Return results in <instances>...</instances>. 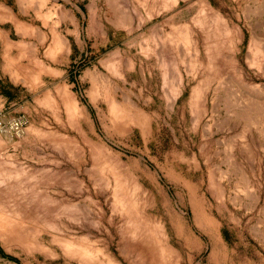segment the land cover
<instances>
[{"label": "rangeland", "instance_id": "rangeland-1", "mask_svg": "<svg viewBox=\"0 0 264 264\" xmlns=\"http://www.w3.org/2000/svg\"><path fill=\"white\" fill-rule=\"evenodd\" d=\"M26 3L0 0L17 95L0 108V264H264V0ZM217 23L229 37L207 53Z\"/></svg>", "mask_w": 264, "mask_h": 264}, {"label": "bare ground", "instance_id": "bare-ground-1", "mask_svg": "<svg viewBox=\"0 0 264 264\" xmlns=\"http://www.w3.org/2000/svg\"><path fill=\"white\" fill-rule=\"evenodd\" d=\"M23 1H26V0H21V2H23ZM38 1V3H39V5H40V3H42V0H37ZM2 3V2H1ZM28 3H30L31 4V0H27V3L26 4H28ZM200 4H201V7L202 8H206V9H208V7H207V4H205V2H200ZM63 15H65V13H62ZM7 19H13L12 18V12H11V10L8 8V7H6L5 5H3V4H0V21H5V20H7ZM17 27L19 28V26L17 25ZM22 30H23V28H22ZM24 31V30H23ZM26 33H27V31H26ZM184 34H185V32H183ZM187 33H188V31H187ZM214 36H212V38L211 37H206V41H205V43L203 44V47H204V49L206 50V52L207 53H210V51H212V50H210L211 49V47H215L216 46V42H217V39H218V35L217 34H219L220 33V35H221V37H222V39L223 38H225L226 40H228V34H229V30H228V28H226L225 26H222V25H220L219 26V24L217 23L216 25H215V30H214ZM178 35V34H177ZM186 35V34H185ZM188 35V34H187ZM185 39V38H184ZM187 39L188 40H190V41H192L191 39H189V37H187ZM193 43V42H192ZM197 46H196V45ZM195 44H194V47H193V49L196 51V55L194 54V60H196L197 59V56H198V52H199V47H198V41H196L195 42ZM60 46H62V43L61 42H59V41H56V43H55V45H54V50H58V49H60L61 47ZM180 47V46H179ZM209 61V60H208ZM211 61V60H210ZM210 66V65H209ZM249 85H251V84H249ZM251 87H252V85H251ZM253 87H256V86H254V84H253ZM259 90V89H258ZM198 90L195 88V89H193V94H192V100H193V103L194 102H196L197 100H198ZM197 104V103H196ZM109 107H110V109L113 111V112H119V113H128L129 112V108L128 107H130L131 108V104H130V101H129V99L128 98H124L123 99V102H121V103H118L114 98H112L111 99V101L109 102ZM131 111V110H130ZM79 112V111H78ZM141 117V116H140ZM140 117H135V121L136 122H140L141 121V118ZM79 120V119H78ZM20 122V121H19ZM144 123V122H143ZM20 124V123H19ZM17 127V126H16ZM20 128V127H19ZM193 213H194V218H195V222L197 223V224H199L200 226H202V228H204V230L206 231V233H208L210 236H212L211 237V256H213L214 255V253L216 252V250H217V248H219V242H218V240H217V238H216V235H215V230H216V226H215V224H214V222L210 219V218H208L207 216H206V214L200 209V208H195V207H193ZM19 221V220H18ZM7 221H6V217L0 212V227L1 228H4L6 225H7V223H6ZM135 224V223H134ZM151 225V224H150ZM154 227V226H153ZM8 227H6V229H7ZM156 229H157V227H156ZM11 233V232H10ZM4 234V233H3ZM159 244L160 245H162L161 244V241H162V239H161V234L159 233ZM150 236V235H149ZM164 236V235H163ZM145 238V237H144ZM157 238V237H156ZM142 241H144V240H142ZM150 242V241H149ZM155 243V242H154ZM146 244H148V243H146ZM151 245V244H150ZM149 246V245H148ZM157 248V247H156ZM155 249V248H154ZM170 249V248H169ZM168 253V252H167ZM163 254V253H162ZM169 254V253H168ZM79 255L81 256V257H83L84 259H86V260H90L91 259V256H90V254H88L87 252H85V251H82L81 253H79ZM170 255H172L173 256V254H170ZM159 256V255H158ZM166 256V255H165ZM162 257V256H161ZM171 257V256H170ZM177 258V257H176ZM164 259V258H163ZM166 259V258H165ZM169 260V259H168ZM167 260V261H168ZM109 262H111V260L109 261ZM97 263V262H96ZM162 264H163V262H162Z\"/></svg>", "mask_w": 264, "mask_h": 264}, {"label": "crops", "instance_id": "crops-1", "mask_svg": "<svg viewBox=\"0 0 264 264\" xmlns=\"http://www.w3.org/2000/svg\"><path fill=\"white\" fill-rule=\"evenodd\" d=\"M6 47H9L8 43H6ZM10 84L12 86L17 85L12 81H10ZM16 96H17L16 93H12V87L10 85L8 86L0 77V108L5 107L7 104L10 105L11 101L13 99H16Z\"/></svg>", "mask_w": 264, "mask_h": 264}]
</instances>
